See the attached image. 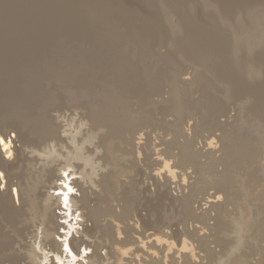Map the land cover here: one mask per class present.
<instances>
[{"label":"rangeland","instance_id":"obj_1","mask_svg":"<svg viewBox=\"0 0 264 264\" xmlns=\"http://www.w3.org/2000/svg\"><path fill=\"white\" fill-rule=\"evenodd\" d=\"M206 1L211 5L212 12L205 9ZM222 11L217 0H0V111L2 115L4 114L3 116L21 122L20 128H24L28 133L27 136L31 139L40 140V145L47 146L52 140L57 143H67V148L64 150L66 152L62 150L61 155L56 158L55 156L52 157L54 163L49 169L55 168L49 180L50 184H52L51 181L57 180V185L60 184V176L65 175L67 180L69 179L68 187L73 189L68 193V196L83 195L86 197L89 195L86 198L91 202H95L96 197L106 198L105 195L103 197V194L98 193L99 196L97 190H92L95 188L92 185L94 182L88 177L89 170H87L90 166L99 165V168L96 166L98 171L96 173L97 179L96 176L95 179L96 181L103 179L100 182L108 192V188L113 184L111 179H108L111 171L107 169L106 164L108 162L103 155L105 136L104 134L97 135L92 139L93 145H90V136H87V130L89 132H96L99 128L109 130V126L103 123L105 118H110L114 122L110 127L111 131L114 133L113 135L121 138V140L113 139L112 142L118 144L120 141L118 147L125 148L123 151L129 157L131 156V160L127 159L130 161L125 163L131 177L128 176L127 182L131 181V184L128 185H135L138 191L142 185L146 184L142 183L144 182L143 167L142 165L139 166L141 161L139 156H141L140 152L143 147H140L139 150V147L137 146L136 149L135 146L137 134H142L140 146H145L146 149L154 146L162 152H168L170 156L176 155V148L178 147L176 145L174 147L168 146L173 141L171 134L177 132L176 130H181L180 132L188 138L190 131L194 128L201 138L204 134L207 136L206 133L213 128L225 124L228 126H223L225 129L222 132H228L229 139L234 140L233 136L241 131L240 127L235 125L237 107L232 102L226 101V98L210 87L208 82L196 79L197 74L199 78L202 72L213 84H222L226 87L229 78L212 76L204 70V64L197 63L198 66L194 69L186 59L182 58L187 53L193 57L194 55L200 56L195 52L197 47L192 42H197V45L207 44L206 50L212 55L217 52L220 55H227L226 52L230 50L233 43L243 47V45H247L243 40L250 42L252 37L258 40L264 38V0L248 11L246 14L250 19L248 24L239 23L243 31H240V28L232 22L242 18L241 15L240 17H232L235 18L232 19L229 14ZM198 49L200 50V48ZM255 57L264 62V46L259 47L255 52ZM203 59L199 60L202 63L211 61L210 57ZM226 68L232 71L235 69L229 65ZM259 68H261L260 64ZM239 70L240 68L238 72H240ZM244 76L245 81H251V78L255 76L261 78L262 72L257 74L253 71L252 74L245 73ZM244 80L241 79L239 84H245ZM134 84L137 85L136 88L141 85L145 86V84H157L155 88L160 97L153 98V101L158 100L156 102L161 108L158 109L157 115L149 112L145 105L139 106L138 98H142V94L133 93V91L131 93ZM232 87L234 88L233 85ZM239 89L240 86L236 87L237 94L242 95ZM55 109L61 110L60 113L53 112ZM73 123L78 126L83 125L79 126L83 130H79L80 136L77 137L79 144L83 138L82 146L79 147V149L81 148L80 152L77 150L80 154L72 147L74 153L71 152L72 150L68 147L70 145L66 141L67 130L74 129ZM146 124L147 126H145ZM153 124L161 128L162 133L164 132V135H161V141L154 136L155 133L161 134L160 131L150 130ZM195 126H197L196 129ZM243 132L249 139L256 136L251 133L249 128ZM220 133L214 131L216 135ZM238 136H242V134L240 133ZM85 137H89L87 138L89 139L88 143H86ZM199 140L201 141V139ZM204 140L205 138H202V142ZM181 142H183V138L175 141V143ZM237 142L234 144V142L227 141L229 147L225 149V154L223 151H218V145L212 150L213 152L216 151L215 154L213 153L214 161L210 163V171L204 172L205 175L201 179L202 184H210L213 180L218 184L221 181H223L222 183H229L230 181L229 184L232 185L233 190L238 193L241 192L240 189L247 184L243 169H247V172L253 171L255 168H259L262 161L258 158L255 159L253 154L251 155L250 149H256L258 145L253 144L248 147L244 141L238 140ZM83 145H86L85 148ZM95 145V150L99 154L94 152ZM154 147L152 149H155ZM204 147L206 146L204 145ZM193 148L198 149L200 146L196 143ZM82 149H86L85 152ZM68 151L69 153H67ZM87 152L95 157L92 161L93 165H88L89 168L85 164L88 163V160L90 163L93 157L89 155L88 159H85L88 155ZM76 153L79 157L78 160L76 158L77 161L74 160ZM27 154L26 151L24 158L29 159ZM137 155L138 158H136ZM163 155H160V158H163L160 162L174 159V156L165 158ZM68 156L74 159L69 161L70 158L67 161ZM80 156L83 157L82 162H80ZM85 160L87 162H84ZM227 161L232 164L230 165L231 168H228ZM84 166L88 172L84 170ZM100 168L101 170H99ZM260 169L258 170L260 174L257 177H264L263 168ZM131 170L136 171L138 175ZM81 171L83 174L80 173ZM104 171L107 172L108 177ZM228 172L231 173L228 176L229 179L226 176ZM206 175L210 176V180ZM164 177L167 178L169 187L167 189V184H165L164 188L166 189L163 190V193L166 191V193L169 192V196L173 197L175 194L174 196L178 197L180 194L178 195L173 187L175 183L181 181L182 177H178V173L173 177L176 181H171V176V178L167 175ZM87 178L88 182L91 181L88 184L85 181ZM45 179L46 176L42 175L41 180L45 182ZM74 181L78 184L76 185ZM108 181L111 183H107ZM89 184L92 186L90 185V187ZM113 186L112 189L110 188L113 192L109 191L111 195L114 193L113 195L116 196L117 194L118 197L123 188L120 186L116 189ZM110 193L108 192V194ZM61 194L60 191L56 190V185H52L50 195L57 197ZM182 194L186 195L187 193L183 191ZM192 207L195 208V205ZM57 214L61 215V218L64 216L62 211H57ZM71 219L72 217L69 218V221L67 219L66 224H71ZM76 221L80 223L81 219L77 218ZM57 223L63 225L64 220L57 219ZM217 228L214 232L217 238L226 240L228 239L227 236L231 237V231L228 230L230 226L223 225ZM73 229L77 232L82 230L78 224ZM60 233L63 235L65 230L62 232L59 230V235ZM39 234L42 235L41 231ZM59 235L55 236V240L61 242L63 238H59ZM74 237L78 239L80 236L75 234ZM91 241H94V238ZM26 242L28 243L30 240L27 239ZM88 251L89 249H86L84 252L85 256ZM37 252L41 254L40 251L37 250ZM46 256L48 259L50 258V254ZM80 260L83 261V259Z\"/></svg>","mask_w":264,"mask_h":264},{"label":"bare ground","instance_id":"obj_2","mask_svg":"<svg viewBox=\"0 0 264 264\" xmlns=\"http://www.w3.org/2000/svg\"><path fill=\"white\" fill-rule=\"evenodd\" d=\"M217 1L221 5L222 12L229 14V17H240L241 15L242 18L232 21L238 28H240V24H248L250 22L246 14L252 7L262 2V0ZM206 3L204 5L205 9L212 12L211 5L207 1ZM240 31H243V29L240 28ZM262 39L258 40L252 37L250 42L243 40L247 44L243 45V47L237 43H233L230 50L226 52L227 55H220L218 54L219 52L212 55L206 50L207 44L197 45V42H192L197 47L195 52L201 57L197 55H194V57L190 56V53H187V55L184 54V57H182L194 69L197 68V63L204 64V70L212 76L229 78V83L226 84V87L222 84H216L214 80L215 84H213L202 72L199 78L197 74L196 79L208 82V85L217 92H220L221 96L226 98V101L232 102L237 107L238 113L237 118H235V125L240 127L242 136H238L240 133L233 136L236 141L229 139L228 132H222L228 126L224 123V125H219L211 131L207 132L206 130L207 136L204 134L201 138H199L200 136L195 132L194 128L190 131L188 138L183 135L184 133L182 134L180 132L181 130H176L177 132L172 133L173 130L171 132L173 141L168 146L174 147L176 145L178 147L176 148V155L170 156L168 152H162L154 146L155 149H152L153 147L146 149L145 146H140L142 144L140 143L142 134L136 133L138 135H136V149L139 147L140 150V147H143L140 152L141 156H139L141 157L139 166L142 165L143 167L144 182L142 183L146 184L142 185L138 191L135 185H128L131 184V181L127 182L128 176L130 177V171L125 167V163L131 160V156L129 157L123 151L125 148L121 149L122 147H118L120 141L118 144L112 142L113 139L121 140L119 136L113 135L114 133L111 131L110 127L114 122L110 118H105L103 123L109 126V130H102L100 128L96 132H89L87 130V136H90L91 142L99 134H104L105 136V140L103 139L105 141L103 155L108 162L106 167L111 171L108 170L110 172V178L108 179H111L114 185L112 186L116 187V189L120 186L123 188L121 189V196L119 195L118 197L117 194L114 196V193L111 195L109 190L112 189V186L110 187L111 189L108 188V192L110 193L108 194L105 186L101 184L103 179H100L101 182L100 180L96 181L97 167L99 165H95L94 163L95 167L97 166L96 168L90 166L93 165L92 161L95 157L91 156L88 152V155H86L87 158L85 159H88L89 155L93 157L90 162L91 164L89 163L90 160H88L87 164L84 163L85 166H90L87 169L89 172L85 170V166L83 168L88 172V177L91 181L94 182L92 185L95 188L92 190H97V194H103V197L105 195L106 198H102L98 194L100 197H96L95 200L93 199L95 202H91L86 198L89 195L86 197L83 195H77L79 197L68 196V193L73 189L69 188L70 186L68 187L69 179L67 180L65 175H59L60 184L57 185L58 180L55 182L51 181L52 184H50L49 180L55 168L49 169L54 163L52 157L55 156L56 158L61 155V151L67 148V143L62 144L52 140L47 146L40 145V140L35 141L31 139L27 136V131L24 128H20L22 125L21 122L3 116L4 114L2 115L0 111V174H2L0 175V264H264V177H257L260 174L258 171L260 168H263L264 172V62L255 57V52L259 47L264 46V40ZM208 57L211 58V61H204L202 63L199 60ZM259 64L261 68H259ZM227 65L235 67L234 71L227 69ZM239 65L241 66L239 67ZM239 68L240 72H238ZM253 71L257 72V74L261 71L262 77L257 78L255 76L251 78V81H245V73L252 74ZM241 79L244 80L245 84H239ZM156 85L145 84V86L141 85L142 87L138 86L136 88L135 86L137 85L134 84L132 85L131 93L133 91V93L142 94V98H138L139 106L145 105L149 112L157 115L158 109L161 108H159V103L156 102L158 100L153 101L154 97H160V94L155 88ZM238 86H240L239 92L241 91L243 96L237 94L236 87ZM60 111L59 109L53 110L55 113H60ZM219 113L221 114V112ZM147 115L150 116L149 114ZM149 118L151 119V117ZM154 124L150 130L160 131L161 134L155 133L154 135L160 140L164 132L162 133L161 128ZM79 126L74 124L72 126L74 132L70 128L71 130H67V137L64 136L70 145L68 147L70 149L71 147L74 148L76 152L77 150L80 152L81 148L79 149V147L80 145L82 146L81 141H83V138L80 144L77 141V137L81 131L80 129H82ZM196 128L197 126H195ZM198 128L200 127L198 126ZM248 128L251 133L256 135L254 136L255 138L249 139L245 135L246 133L243 131ZM214 131L221 133L216 135ZM87 138V142L84 139L86 143L89 142ZM179 138H183V142L175 143ZM202 138H205L203 142ZM238 140L244 141L248 147L253 144L258 145L257 147L259 148L250 149L251 155L253 154L255 159L258 158L262 161L259 168L257 167L253 171L249 170L247 172V169H243L247 183L246 186H243L240 189L241 192L239 191L240 193H238L233 190L234 188L229 184L230 181L229 183L225 182L227 184L222 183L223 181L218 184V182L216 183L213 180L214 183L202 184L201 179L205 175L204 172L210 171V163L214 161L213 153L215 154L216 151L213 152L212 150L218 145V151H223V154H225V149L229 147L227 141L234 142L235 144ZM93 141L95 142V140ZM91 142L90 145H93L94 143L92 142L91 144ZM97 143L99 142L97 141ZM196 143L199 144L200 148H193ZM90 145L89 147H91ZM84 146L86 145H83V148H85ZM95 147L96 145L94 146V150L96 149ZM26 151L30 157L29 159L24 158ZM9 152L12 153L10 159L8 158ZM79 152L77 153L80 154ZM94 152L99 154L96 150ZM77 153L74 154L76 156L74 157L75 159L73 158L75 161L79 159ZM160 155H163L165 158L174 156V159L166 160V162L162 160L160 162L162 158H160ZM69 156L67 161L71 158ZM81 156L80 162L83 160ZM101 157L103 156L101 155ZM136 158H138V155ZM73 159L71 158L69 161ZM201 159L204 162H201ZM84 162H87V160ZM226 163L228 168H231L230 165L232 164L229 161ZM71 169L73 168L71 167ZM133 171L131 170V172ZM229 172L226 173L228 179V176L231 174ZM80 173L83 174L82 171ZM176 173H178V177L183 178H181V181H178L177 178L178 182L173 187L175 192L177 191L178 195H180L175 197V194L172 192L173 197H171L168 194L169 192L166 193L164 191L163 193V190L169 187V182L164 175H167V177L171 176L173 179L171 181H174L175 178L173 177ZM100 174L98 175L100 176ZM131 174L133 175V173ZM136 174L138 175L137 172ZM42 175L46 176L45 182L41 180ZM57 175L55 176L57 177ZM206 177L209 178L210 176L206 175ZM85 181H87V184L91 182H88V178ZM111 182L108 181L107 183ZM165 184H167L166 188H164L166 186ZM52 185H56V190L62 194L57 197L50 195ZM183 191L184 193L186 191L187 194L183 195ZM129 193L133 195L130 194V196ZM192 205H195V208ZM57 211H62L64 216L61 218V215L59 216ZM71 217L72 219L70 221L72 223L66 224ZM77 218L81 219L80 223H77ZM57 219L64 220V224L58 225ZM74 224H78L82 230L80 232L74 231ZM223 225L230 226L228 230L231 231V237L227 236L228 239L226 240L217 238L214 234L215 230L218 229L217 227ZM223 228L225 229V227ZM59 230L61 232L65 230V233H62L63 235L60 233L59 235ZM39 231H41L42 235L39 234ZM75 234H79L80 237L76 239L74 237ZM58 235L59 238H63L61 242L55 240V236ZM93 238L94 241H91ZM27 239L30 242L27 243ZM35 243L37 244L34 246ZM86 249H89V251L85 256L84 252ZM48 254H50L49 259L46 256ZM80 259H83V261Z\"/></svg>","mask_w":264,"mask_h":264},{"label":"clouds","instance_id":"obj_3","mask_svg":"<svg viewBox=\"0 0 264 264\" xmlns=\"http://www.w3.org/2000/svg\"><path fill=\"white\" fill-rule=\"evenodd\" d=\"M11 156H12V153H11V152H9V153H8V158L10 159V158H11ZM0 175H2V174H0Z\"/></svg>","mask_w":264,"mask_h":264}]
</instances>
